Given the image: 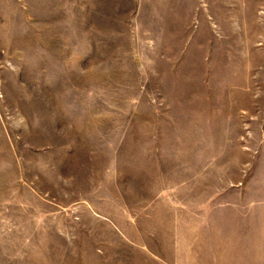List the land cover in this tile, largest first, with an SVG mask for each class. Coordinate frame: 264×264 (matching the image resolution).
<instances>
[{"label": "rangeland", "instance_id": "1", "mask_svg": "<svg viewBox=\"0 0 264 264\" xmlns=\"http://www.w3.org/2000/svg\"><path fill=\"white\" fill-rule=\"evenodd\" d=\"M0 264H264V0H0Z\"/></svg>", "mask_w": 264, "mask_h": 264}]
</instances>
